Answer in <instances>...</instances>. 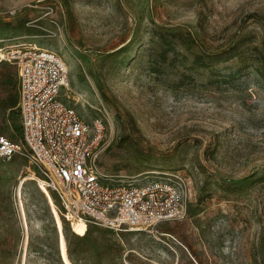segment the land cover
Here are the masks:
<instances>
[{
	"label": "rangeland",
	"instance_id": "374dc122",
	"mask_svg": "<svg viewBox=\"0 0 264 264\" xmlns=\"http://www.w3.org/2000/svg\"><path fill=\"white\" fill-rule=\"evenodd\" d=\"M0 38L63 57L106 173H177L186 204L142 229L71 224L18 154L0 164V264H264V0H0ZM14 96L0 62V133L21 141Z\"/></svg>",
	"mask_w": 264,
	"mask_h": 264
},
{
	"label": "built area",
	"instance_id": "2783aa9c",
	"mask_svg": "<svg viewBox=\"0 0 264 264\" xmlns=\"http://www.w3.org/2000/svg\"><path fill=\"white\" fill-rule=\"evenodd\" d=\"M16 10L9 11L14 16ZM0 62L16 67L17 110L21 141L0 133V164L16 155L28 157L39 170L60 216L119 229H142L177 220L186 212L185 197L170 173L148 181H133L106 173L96 150L103 141L101 119L88 122L66 102L69 69L56 51L29 40L0 38Z\"/></svg>",
	"mask_w": 264,
	"mask_h": 264
},
{
	"label": "trees",
	"instance_id": "16d2710c",
	"mask_svg": "<svg viewBox=\"0 0 264 264\" xmlns=\"http://www.w3.org/2000/svg\"><path fill=\"white\" fill-rule=\"evenodd\" d=\"M259 55L262 58L263 65H264V52L260 51ZM229 57H231V55H229ZM197 58L199 59L200 57L198 56ZM17 103H18L17 97L16 96L12 97L9 103V109L11 110L13 117H17L19 115V112L16 108Z\"/></svg>",
	"mask_w": 264,
	"mask_h": 264
},
{
	"label": "bare ground",
	"instance_id": "6f19581e",
	"mask_svg": "<svg viewBox=\"0 0 264 264\" xmlns=\"http://www.w3.org/2000/svg\"><path fill=\"white\" fill-rule=\"evenodd\" d=\"M79 222H81V223H85L86 221L82 220V221H79ZM79 222H78V223H79Z\"/></svg>",
	"mask_w": 264,
	"mask_h": 264
},
{
	"label": "crops",
	"instance_id": "0c3cea01",
	"mask_svg": "<svg viewBox=\"0 0 264 264\" xmlns=\"http://www.w3.org/2000/svg\"><path fill=\"white\" fill-rule=\"evenodd\" d=\"M14 66V65H13Z\"/></svg>",
	"mask_w": 264,
	"mask_h": 264
}]
</instances>
